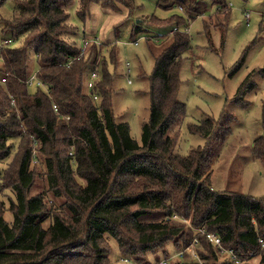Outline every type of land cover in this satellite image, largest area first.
<instances>
[{
	"label": "trees",
	"instance_id": "trees-1",
	"mask_svg": "<svg viewBox=\"0 0 264 264\" xmlns=\"http://www.w3.org/2000/svg\"><path fill=\"white\" fill-rule=\"evenodd\" d=\"M14 1L12 17L0 21L11 39L0 42L7 75L0 82V264H111L110 237L121 255L139 264H151L149 255L171 256L195 238L201 262L186 254L170 264H233L221 260L218 248L197 231L203 227L218 234L225 248L242 257L255 252L264 264V194L218 189L212 181L218 154L212 144L228 137L230 120L209 116L189 122L188 130L206 144L187 155L176 153L186 113L178 95L191 47L187 30L208 9L206 0H158L165 8L179 7L187 19L173 17L177 25L161 40L146 37L155 65L141 143L114 113L116 44L110 48L111 41L88 39L84 30L88 43L77 45L78 27L69 12L73 0ZM210 1L217 12L205 28L213 24L224 35L231 7L226 0ZM133 2L79 0L77 14L84 21L98 5L113 11L124 6L132 16ZM141 30L134 25L132 35ZM246 53L231 74L240 70ZM35 72L44 85L31 92L28 80ZM92 72L97 76L88 87ZM255 87L251 72L238 97ZM261 108L263 132L254 139L253 153L264 166V97ZM39 166L48 190L34 192Z\"/></svg>",
	"mask_w": 264,
	"mask_h": 264
},
{
	"label": "rangeland",
	"instance_id": "rangeland-1",
	"mask_svg": "<svg viewBox=\"0 0 264 264\" xmlns=\"http://www.w3.org/2000/svg\"><path fill=\"white\" fill-rule=\"evenodd\" d=\"M226 1L231 7V15L224 35L213 24L205 28V21H209L217 12V6L212 5L210 0H206L209 6L203 15L189 22L187 32L191 47L181 70L182 85L178 95L185 104L186 113L176 153L187 155L192 147L206 144L205 138L188 130L189 122L200 123L209 116L216 120L229 119L231 133L224 141L212 144L218 153L214 166V185L219 189L261 196L264 194V166L253 154L252 147L254 139L263 132L264 0ZM14 4V0H9L5 5H0V21L12 17ZM133 6L135 10L129 16V10L124 6L120 7V11H113L94 5L91 16L83 21L77 14L79 0H73L69 12L70 21L78 27L74 36L78 46H83L84 30L89 35L88 39L94 36L100 42L111 41L110 48L116 44L117 63L112 67L116 73L112 96L114 113L117 121L130 125L132 137L141 143L143 124L151 113L149 77L155 65L146 37L155 36L161 40L177 25L171 21L173 17L180 16L184 20L187 17L179 7L165 8L158 0H134ZM247 11L251 14L249 22L245 18ZM156 19H161L158 21L161 23H153ZM134 25H140L142 30L133 36ZM7 38H10V34L3 32L0 27V42ZM134 38L138 39V44L132 41ZM21 41L13 42V46L19 45ZM103 51L108 52V49L104 46ZM244 51L247 53L242 67L231 74L230 68ZM33 66L37 69L38 63L34 61ZM3 71L4 63L0 58V82ZM251 72L256 87L240 99L238 89ZM29 90L34 92L36 87L31 86ZM227 113L234 115L235 119ZM36 168L38 174L34 192L48 190L42 177L45 171L43 166ZM6 218L11 221L13 215L7 212ZM108 240L111 264H139L134 259L124 261L126 256L120 254L117 241L111 237ZM176 253L173 252V255ZM163 258L164 255L159 253L149 255L148 260L151 264H158ZM250 262L258 264L259 257L251 258Z\"/></svg>",
	"mask_w": 264,
	"mask_h": 264
},
{
	"label": "built area",
	"instance_id": "built-area-1",
	"mask_svg": "<svg viewBox=\"0 0 264 264\" xmlns=\"http://www.w3.org/2000/svg\"><path fill=\"white\" fill-rule=\"evenodd\" d=\"M245 18L247 20V22L250 21L251 18V14L250 12H245ZM11 39H6L4 42H10ZM84 43L87 44L88 40L84 39ZM135 44H138V40H136L134 42ZM84 53L85 51V47H83L82 50ZM74 59H70L68 62V65H70L72 63ZM6 76L5 75L2 78V81L6 80ZM97 76L96 72H92L90 79L87 82V86L88 87H92L93 86V82H94V78ZM28 84L30 86H35V87H39V86H43V82L37 77V72H35L30 79L28 80ZM56 111L58 112L57 106H54ZM177 217V216H176ZM186 222L189 223V220L184 219ZM197 231L201 232L202 234H205L207 236V238L209 239L210 242H212V244L214 246H216L221 254V260H226L227 262H231L233 264H247L250 262V259L256 256L255 252H250L249 257H242L240 256L234 248H225L223 246L222 243V238L214 233V232H208L204 227L197 229ZM260 243H261V247L262 249H264V240L260 239ZM200 245V241L199 238H195L191 244H189L187 247H185L184 249L180 250L179 252H177L175 255H171L168 257H165L161 260L158 261V264H170L174 259H176L178 256L180 259H182L183 257H185L186 254H190L192 256L193 260H197L201 262V256H200V252L198 249V246ZM178 255V256H177ZM124 261H129L128 258H124Z\"/></svg>",
	"mask_w": 264,
	"mask_h": 264
},
{
	"label": "crops",
	"instance_id": "crops-1",
	"mask_svg": "<svg viewBox=\"0 0 264 264\" xmlns=\"http://www.w3.org/2000/svg\"><path fill=\"white\" fill-rule=\"evenodd\" d=\"M252 151H253V147H252ZM254 154V153H253ZM261 163V162H260ZM214 174V173H213ZM212 181H213V175H212ZM213 184H214V182H213ZM215 186V185H214ZM216 187V186H215ZM217 188V187H216ZM219 189V188H218ZM223 190H227V191H237V190H229V189H223ZM237 192H241V191H237ZM244 193V192H243ZM247 194H251V193H247ZM252 195H254V194H252ZM255 196H257V195H255Z\"/></svg>",
	"mask_w": 264,
	"mask_h": 264
}]
</instances>
